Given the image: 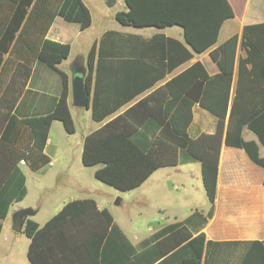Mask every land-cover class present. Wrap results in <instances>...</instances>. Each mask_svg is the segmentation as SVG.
Returning a JSON list of instances; mask_svg holds the SVG:
<instances>
[{
  "label": "trees",
  "instance_id": "16d2710c",
  "mask_svg": "<svg viewBox=\"0 0 264 264\" xmlns=\"http://www.w3.org/2000/svg\"><path fill=\"white\" fill-rule=\"evenodd\" d=\"M124 2L127 10L114 15L119 24L158 29L176 26L182 30L184 41L154 35L149 47L157 62L148 68L142 67L140 61H134L137 68L127 66L130 80L118 87V103L110 111L103 110L101 117L94 113L93 99L92 116L98 121L191 58V52L201 54L211 48L223 22L234 17L228 0ZM57 16L77 23L81 29L92 21L83 0H0V93L17 61L31 65L39 60L62 80L60 95L46 114L18 117L0 106V140L20 149L32 171L50 162L45 146L54 120L62 122L66 133L75 132L69 108V80L60 68L70 45L46 37ZM239 44L246 56L237 60ZM7 52L10 55L3 59ZM210 56L219 68L217 74L208 75L203 64L195 61L83 137L81 162L84 166H99L94 171L96 179L127 191L140 186L156 169L186 162L190 157L200 162L205 194L213 203L223 142L242 147L254 162L264 166L256 143L241 136L246 126L264 146V23L244 25L240 36L231 35L212 49ZM95 58L93 44L87 57V89ZM235 76V94L229 107ZM194 104L217 117L214 133L189 135ZM26 194V177L21 168L0 158V231L11 204ZM211 214L212 208L205 216L194 212L136 246L107 208H99L93 199H73L43 225L26 219L23 232L30 240L27 258L31 264H200L206 240L204 233L195 234L194 225L205 222Z\"/></svg>",
  "mask_w": 264,
  "mask_h": 264
},
{
  "label": "crops",
  "instance_id": "0c3cea01",
  "mask_svg": "<svg viewBox=\"0 0 264 264\" xmlns=\"http://www.w3.org/2000/svg\"><path fill=\"white\" fill-rule=\"evenodd\" d=\"M228 1L233 9L234 17L223 22L217 41L211 48L201 54L191 52V58L174 66L162 78L156 80L153 86L137 94L129 102L120 106L115 112L107 114L100 121L93 119L92 116L93 99L95 101L94 113L97 116H100L103 110H112L118 103L115 92L119 86H123L127 80H130V78H127L129 76L127 66L128 68H137L134 61H140L142 67L148 68L157 62L156 56H153L154 50L149 47L151 46L149 40L154 35L162 34L165 38H173L183 42L182 30L176 26L158 29L154 27L134 28L119 24L114 15L118 11L127 10L124 0H83L92 17L91 25L85 29H81L75 22L65 21L60 16L55 17L46 33V37L70 45L69 55L61 62L60 68L67 74L69 80L71 116H73L71 112L72 71L76 65L83 67L85 79L89 69L87 57L93 44L96 48V58L88 89L89 101L85 113L89 121L95 125L94 129L124 111L156 87L163 85L195 61H200L203 64L208 75L217 74L219 68L211 58L210 51L231 35L236 33L240 36L244 25L264 23V0ZM94 11L97 13L96 17ZM103 19L114 21V25L106 24L99 32L93 34L92 29L95 20L103 21ZM9 55L8 52L5 53L3 59H6ZM245 56L246 52L239 44L237 47V60L239 57ZM165 62L167 63V59H165ZM235 87L236 76L231 85L229 107L235 94ZM61 89L62 80L60 75L45 63L34 60L31 65H27L22 61H17L0 93V106L15 112L18 117L46 114L53 109ZM77 114L79 113L77 112ZM86 118L84 116V119ZM216 123L217 117L214 114L200 105L194 104L188 133L191 137H196L200 133H214ZM53 124H55L54 126L60 135L67 139L65 148L62 150L64 159H67L65 155L70 156V153H72L73 143L79 147L81 155L83 137L92 131L77 136L75 128L74 133L68 134L63 125L52 122L45 146V153L50 157V162L46 167L43 166V168L38 169V173H47L48 169L46 168L54 166L61 155V146L58 140H53L51 136ZM241 136L245 141H254L258 148V157L264 158V146L255 133L243 126ZM23 156L24 153L20 149L0 140V158L21 168L26 177L28 194L25 167H29ZM160 170H162L161 174L158 173ZM194 177L195 181L193 180ZM199 178L203 186L200 162L190 157L186 162L174 166L160 167L148 176L144 182L156 183L154 187H158V189L168 190L171 187V182L175 181L176 183L173 184L172 189L182 190L191 199L185 204L189 207L185 214H179L176 209H172L170 211L172 220L166 221L162 216L156 218L155 231L169 224L180 222L194 212L205 216L212 208V214L206 218L205 222L198 223L197 221L194 225L195 234L204 233L206 240L203 245L200 264H264V166L254 162L242 147L223 142L219 152L216 195L213 203L209 202L206 194L204 199L200 197L199 202H192L193 195L190 192H192L194 184L198 185L197 180ZM188 191L190 192L188 193ZM25 197L11 204L9 212L2 221L0 264H31L27 258L29 238L23 231L15 232L11 229V215L15 210L25 207L21 206ZM98 207L101 206L98 205ZM33 209L37 213L40 208ZM34 216L29 218L35 220L39 225H43V223L41 224L34 219ZM119 227L132 244L136 246H141L143 242L152 238V234L145 236L134 234L131 236L123 227L120 225Z\"/></svg>",
  "mask_w": 264,
  "mask_h": 264
},
{
  "label": "rangeland",
  "instance_id": "374dc122",
  "mask_svg": "<svg viewBox=\"0 0 264 264\" xmlns=\"http://www.w3.org/2000/svg\"><path fill=\"white\" fill-rule=\"evenodd\" d=\"M96 15L97 13L94 11V16L96 17ZM106 20H95L92 33L96 34L106 24L114 25V21L107 20L105 22ZM85 109L72 106L71 104L77 136L93 130L95 126L89 121ZM84 116L87 118L84 119ZM53 122L62 125L59 120H54ZM54 125L51 136L53 140H58L61 146L59 160L54 166H48L46 168L48 172L45 174L25 167L28 194L22 201L21 206L40 208L34 216V219L39 223H44L56 214L64 203L73 199L89 198L93 199L102 208H107L114 221L131 236L134 234L145 236L148 234L153 235L157 232L154 229L157 224L155 219L159 216L169 221L172 209H176L179 214H185L186 210H189V207L185 204L191 199L182 190L172 189L173 184L176 183L175 181L171 182V187L168 190L155 188L156 183L146 181L134 189L120 191L95 178L94 171L99 166H84L81 162L79 147L75 143H73L70 156L65 155L67 159H64L62 150L65 148L67 139L60 135ZM161 171L158 173L161 174ZM193 180L195 181V177ZM197 181L198 185H193L192 192L188 191V193L190 192L193 195L192 202L194 203L195 201L199 202L200 197L202 199L205 198L200 178ZM117 198H120V201L115 204ZM159 212L161 214H158Z\"/></svg>",
  "mask_w": 264,
  "mask_h": 264
},
{
  "label": "water",
  "instance_id": "95a60500",
  "mask_svg": "<svg viewBox=\"0 0 264 264\" xmlns=\"http://www.w3.org/2000/svg\"><path fill=\"white\" fill-rule=\"evenodd\" d=\"M78 69L72 71L71 78V95L72 104L75 107H88L89 91L85 85V71L83 67L77 66ZM120 198H117L115 204H118ZM36 210L30 207L19 208L11 215V229L15 232H22L26 219L35 215Z\"/></svg>",
  "mask_w": 264,
  "mask_h": 264
},
{
  "label": "flooded vegetation",
  "instance_id": "af4514ba",
  "mask_svg": "<svg viewBox=\"0 0 264 264\" xmlns=\"http://www.w3.org/2000/svg\"><path fill=\"white\" fill-rule=\"evenodd\" d=\"M76 69H78L77 65L73 68V70H76Z\"/></svg>",
  "mask_w": 264,
  "mask_h": 264
}]
</instances>
